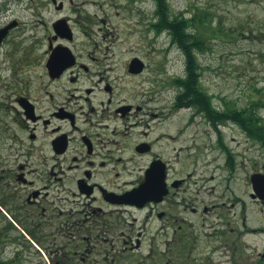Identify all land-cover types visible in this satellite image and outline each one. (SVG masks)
<instances>
[{
  "label": "flooded vegetation",
  "instance_id": "1",
  "mask_svg": "<svg viewBox=\"0 0 264 264\" xmlns=\"http://www.w3.org/2000/svg\"><path fill=\"white\" fill-rule=\"evenodd\" d=\"M50 2L60 13L66 9L63 1ZM44 6L36 0H0V31L6 32L0 51L5 47L7 57L18 60L3 77L0 101V263L122 264L125 254L133 262L154 264L160 252L170 264L172 253L189 254L197 242L189 216L220 218L208 212L219 204L202 207V201L197 206L196 198H188L185 178L176 175L178 153L166 157L158 144L179 143L192 124L207 126L210 134L240 124L218 121V110L228 113L226 103L213 105L210 118L186 104L182 86L172 94L163 66L150 68L164 74L158 83L144 76L149 64L138 55L126 64L134 86L107 79L100 45L83 20L91 17L84 7L70 5L69 14L53 18L42 54L25 47L17 8L38 14ZM134 58L142 61L140 72L129 68ZM184 59L182 79L195 68L208 91L204 72L211 58L197 48ZM181 115L173 125L171 119ZM145 183L150 197L162 186V198L145 201ZM251 185L250 199L264 205ZM216 226L225 238L227 223Z\"/></svg>",
  "mask_w": 264,
  "mask_h": 264
},
{
  "label": "rangeland",
  "instance_id": "2",
  "mask_svg": "<svg viewBox=\"0 0 264 264\" xmlns=\"http://www.w3.org/2000/svg\"><path fill=\"white\" fill-rule=\"evenodd\" d=\"M36 1L47 5L39 9L38 14L17 8L23 22L25 47L32 46L42 54L53 18L69 14L70 5L84 7L83 11L91 17L90 21L83 20L92 41L95 39L100 45L107 79H116L114 83L124 87L134 86L135 82L126 75V64L131 56L138 55L149 64L144 76L156 79L157 83L163 80L164 74L159 77L151 71L161 65L167 73L164 76L167 83L173 86L171 93L180 90L173 82L183 78L185 53L173 45L168 29L153 26L159 22L155 0L144 4L139 0H72V4L71 0H57L66 6L61 13L50 0ZM167 3L172 16L199 12L203 17L207 13L209 25L201 27L206 37L203 54L211 58V68L204 72L210 83L206 92L213 96V105L217 106L227 103L245 108L251 102L258 104L255 111L261 118L259 127L264 130V0H168ZM6 54L4 47L0 51V101L4 94L3 77L12 74V69L8 68L18 61ZM112 67L116 69L114 74ZM189 116L188 112L185 118ZM180 118L182 115L172 118L171 123L175 125ZM158 128L154 129L155 137L160 132ZM161 128L166 131L165 126ZM221 129L217 134L213 131L210 134L207 126L192 124L187 128L186 138L179 143L162 141L158 144V151L163 150L166 157H175L178 153L176 166L180 172L176 175L185 178L186 196L196 198L197 206L200 201L202 207L210 208L212 202L218 203L214 211L208 212L221 215L220 218L218 215L189 216L194 224L189 231L197 237L196 247L186 255L172 253L170 264H264L261 256L264 232L251 231L264 227V205L257 204L248 195L252 189L250 177L255 172L264 173V141L250 136L241 126ZM175 146L185 147L175 152ZM228 162L230 166L226 167ZM223 221L227 223L225 238L219 236L222 227L217 229L216 226ZM148 248L147 243L145 252ZM127 257L123 254L122 264H146ZM154 257H157L154 264H166L160 252H155Z\"/></svg>",
  "mask_w": 264,
  "mask_h": 264
},
{
  "label": "trees",
  "instance_id": "3",
  "mask_svg": "<svg viewBox=\"0 0 264 264\" xmlns=\"http://www.w3.org/2000/svg\"><path fill=\"white\" fill-rule=\"evenodd\" d=\"M168 0H155L157 3V14L160 15L159 22L155 24L157 29L165 28L169 30L171 36V42L173 45L180 47L185 55L189 57L190 53L195 54L196 49H200V52L206 50V37H203L201 27L207 25L209 19L207 13L205 16L200 17L199 12H188L190 16L174 17L169 15ZM200 11V10H199ZM168 24V25H167ZM204 26L203 28H205ZM177 87H183V97L186 99L187 105H192L195 108H199L207 117L211 118V113L214 111L211 97H209L206 90L198 82L196 76V69L194 68L190 75L184 79H175L173 82ZM181 96V97H182ZM227 104V103H226ZM228 113L223 114L220 110L217 111L218 121L232 120L239 123L240 126L248 132L250 136L258 138L264 141V130L259 127L261 124V118L256 114L255 107L258 104L250 103L245 108H238L236 105L227 104ZM5 264V263H0ZM11 264V263H6Z\"/></svg>",
  "mask_w": 264,
  "mask_h": 264
},
{
  "label": "water",
  "instance_id": "4",
  "mask_svg": "<svg viewBox=\"0 0 264 264\" xmlns=\"http://www.w3.org/2000/svg\"><path fill=\"white\" fill-rule=\"evenodd\" d=\"M62 21H60L61 23ZM5 29L1 30L0 31V40L1 38L6 34V32H4ZM53 56L51 57V63H53ZM131 69V71H134V72H140L142 69H143V65H142V61L141 59L139 58H134L131 62V66L129 67ZM252 182H253V188H254V191L255 192H258L259 193V196L261 199H264V174L262 173H255L252 175V177H250ZM147 183H145L143 185V189L145 190L144 192V195H145V201L149 198V199H156V200H159L162 198V195H163V190L161 191V187L162 186H156V190L158 194H154V196H149L148 193V190L151 189V188H148L147 187ZM142 189V190H143ZM261 192V194H260ZM144 201V202H145Z\"/></svg>",
  "mask_w": 264,
  "mask_h": 264
}]
</instances>
